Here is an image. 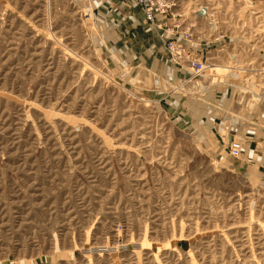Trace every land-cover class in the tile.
Masks as SVG:
<instances>
[{"label":"rangeland","instance_id":"rangeland-1","mask_svg":"<svg viewBox=\"0 0 264 264\" xmlns=\"http://www.w3.org/2000/svg\"><path fill=\"white\" fill-rule=\"evenodd\" d=\"M174 2L205 73L264 101V0ZM137 14L0 0V264H264V188L246 181L264 173L158 103L144 48L113 44Z\"/></svg>","mask_w":264,"mask_h":264},{"label":"crops","instance_id":"crops-1","mask_svg":"<svg viewBox=\"0 0 264 264\" xmlns=\"http://www.w3.org/2000/svg\"><path fill=\"white\" fill-rule=\"evenodd\" d=\"M112 5V4H111ZM103 6V5H102ZM114 10V8H111ZM105 11H111L106 6ZM169 19V25L175 22L179 24L176 17ZM113 16V15H112ZM129 38L125 35L114 34V43L128 42L130 45L126 50L133 52V48H144L139 51L138 71L141 79L148 84L147 89L157 91L154 93L159 104L166 109L173 108L174 118L178 124H185L193 129L196 134L214 140L223 147V152H228V143L237 139L242 145V152L236 162L243 164L249 162L250 169L255 173H264V101L248 102L245 98L246 90L249 88L234 82L238 78L234 71L227 66H219L224 69L223 73L213 72L202 78V83L207 84L205 91L193 96H183L172 93L167 84L169 78L178 79L189 76V71L179 70L175 65L166 60V50L162 38L164 28L154 29L157 40L150 37L142 17L137 14L134 22H129ZM179 30V27H178ZM152 31V32H153ZM188 48L193 49L201 58L208 59L207 46L203 42L188 41ZM140 47V48H139ZM135 57V56H133ZM216 65V64H214ZM222 74V76H221ZM218 78L217 82L212 81ZM155 86V87H154ZM248 88V89H247ZM179 121V122H178ZM199 135V136H200ZM250 185L264 188V178H250L246 180Z\"/></svg>","mask_w":264,"mask_h":264},{"label":"built area","instance_id":"built-area-1","mask_svg":"<svg viewBox=\"0 0 264 264\" xmlns=\"http://www.w3.org/2000/svg\"><path fill=\"white\" fill-rule=\"evenodd\" d=\"M142 14L147 27L152 30L164 28L160 37L163 40L166 50V60L175 65L179 70L189 71V76L178 79L169 78L167 84L172 93L183 96L198 95L208 87L202 83L205 72L209 68L206 59L201 58L193 49L186 45L189 41L188 34L178 30L176 22L170 26L169 19H172L176 12L172 10L174 0H131ZM202 15H207V7L200 6L198 10ZM132 22L133 16H127ZM209 64V65H208ZM242 152V145L239 140L232 139L228 143V154L232 158H239Z\"/></svg>","mask_w":264,"mask_h":264}]
</instances>
